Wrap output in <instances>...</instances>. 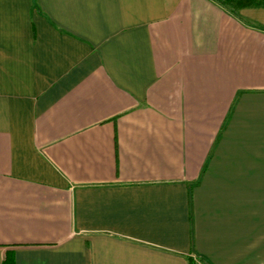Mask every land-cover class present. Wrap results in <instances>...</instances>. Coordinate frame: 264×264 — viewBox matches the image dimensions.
<instances>
[{
  "label": "crops",
  "instance_id": "obj_1",
  "mask_svg": "<svg viewBox=\"0 0 264 264\" xmlns=\"http://www.w3.org/2000/svg\"><path fill=\"white\" fill-rule=\"evenodd\" d=\"M229 2L0 0V264H264V0Z\"/></svg>",
  "mask_w": 264,
  "mask_h": 264
},
{
  "label": "trees",
  "instance_id": "obj_2",
  "mask_svg": "<svg viewBox=\"0 0 264 264\" xmlns=\"http://www.w3.org/2000/svg\"><path fill=\"white\" fill-rule=\"evenodd\" d=\"M220 2H225V0H219ZM8 264H14L13 260L11 258L8 259ZM189 264H196V261L194 258H190Z\"/></svg>",
  "mask_w": 264,
  "mask_h": 264
},
{
  "label": "rangeland",
  "instance_id": "obj_3",
  "mask_svg": "<svg viewBox=\"0 0 264 264\" xmlns=\"http://www.w3.org/2000/svg\"><path fill=\"white\" fill-rule=\"evenodd\" d=\"M225 2H229V0H225ZM231 2H229V4H230Z\"/></svg>",
  "mask_w": 264,
  "mask_h": 264
}]
</instances>
